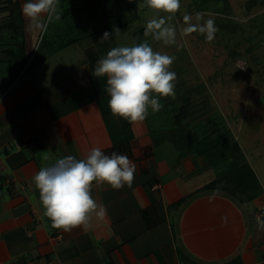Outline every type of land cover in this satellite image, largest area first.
<instances>
[{
	"label": "crops",
	"instance_id": "obj_1",
	"mask_svg": "<svg viewBox=\"0 0 264 264\" xmlns=\"http://www.w3.org/2000/svg\"><path fill=\"white\" fill-rule=\"evenodd\" d=\"M65 1L77 5L59 4L61 19L42 33L23 15L25 0H0V264H264V103L243 105L234 120L218 111L209 118L195 99L166 100V113L143 122L113 115L106 77L94 69L121 36L90 41L92 51L71 71L53 67L80 40L101 37L83 21L67 22L93 0ZM99 5L92 18L104 31L138 26L134 8ZM94 147L135 164L131 185L93 182L106 216L52 227L32 177Z\"/></svg>",
	"mask_w": 264,
	"mask_h": 264
},
{
	"label": "rangeland",
	"instance_id": "obj_2",
	"mask_svg": "<svg viewBox=\"0 0 264 264\" xmlns=\"http://www.w3.org/2000/svg\"><path fill=\"white\" fill-rule=\"evenodd\" d=\"M97 1L100 3L101 12L107 11V7L115 8L119 12L120 7L127 6L129 9L134 8V12L140 17V21L134 23V26L138 25L135 29H127L119 34L121 46H128L129 40L132 41L133 37H127L131 33L142 31L140 28L146 27L149 19L169 15L148 7L146 0H93L91 4L93 8L85 9L80 16L75 13L70 14L67 22L75 24L76 20L83 21L86 27H90L89 33L102 37L104 28L94 20L96 18H92V12L98 7ZM59 4L77 5L65 0H60ZM125 12V15L129 16V12L127 10ZM170 15L172 19L169 23L176 30L174 44L156 41L150 34L143 33L137 36L139 42L146 40L154 51L175 58L171 65V70L177 74L174 82L175 94L160 99L163 108L167 105L166 100L181 106L188 100L193 103L195 99L197 107L200 104L206 106L209 118L218 111L219 118L222 116L234 120L241 117L243 105H250L253 100L264 103V0H181L180 9ZM185 15L191 17L192 24H203L207 19H213L217 29L214 39L207 40L206 33L199 31L186 33L184 29L188 24L183 19ZM198 15L199 19H197ZM83 37L85 36L81 38ZM101 37L94 36L93 40L77 38L80 40L77 44L52 60L53 67L61 63L66 66L65 69L71 71L73 65L76 66L81 62L80 58L86 59V52L92 51V47L89 46L90 41L93 45L99 42L108 43V41H100ZM95 52L101 54V51ZM63 70L59 68L62 74L68 72ZM163 108L158 112L149 109L147 117L154 119L153 114L166 113L164 111L167 110ZM245 119L248 120L242 124L245 128L250 127L245 124L251 119L247 117ZM262 124L264 121L260 125V134L264 133ZM197 127L196 124V130Z\"/></svg>",
	"mask_w": 264,
	"mask_h": 264
},
{
	"label": "clouds",
	"instance_id": "obj_3",
	"mask_svg": "<svg viewBox=\"0 0 264 264\" xmlns=\"http://www.w3.org/2000/svg\"><path fill=\"white\" fill-rule=\"evenodd\" d=\"M59 3L60 0H25L22 13L29 18L33 29L43 33L49 23L61 19ZM146 3L157 12L169 15L149 19L145 34L164 44H174L176 30L169 23L170 14L180 9L181 0H146ZM183 19L188 24L184 29L186 33L199 31L206 33L207 40L214 39L217 29L213 19L209 18L203 24L190 23L188 15ZM120 33L118 28L115 33L105 31L100 41ZM174 59L154 51L146 40L131 46L112 47L97 61L94 69L96 77H106L108 107L112 114L135 123L143 122L149 109L158 112L163 108L160 99L175 94L177 74L171 70ZM135 171V164L127 156L116 152L108 155L100 147H94L85 158L68 155L41 167L32 180L39 191L44 215L52 227L67 231L87 223L92 214L99 218L106 216V207L99 205L91 194L93 182L119 189L125 183L131 185Z\"/></svg>",
	"mask_w": 264,
	"mask_h": 264
},
{
	"label": "built area",
	"instance_id": "obj_4",
	"mask_svg": "<svg viewBox=\"0 0 264 264\" xmlns=\"http://www.w3.org/2000/svg\"><path fill=\"white\" fill-rule=\"evenodd\" d=\"M16 1V0H13ZM259 219L264 222V208H262L258 213Z\"/></svg>",
	"mask_w": 264,
	"mask_h": 264
},
{
	"label": "trees",
	"instance_id": "obj_5",
	"mask_svg": "<svg viewBox=\"0 0 264 264\" xmlns=\"http://www.w3.org/2000/svg\"><path fill=\"white\" fill-rule=\"evenodd\" d=\"M140 33H141V35H143V33H145V29H142V31H140ZM140 33H139V35H140Z\"/></svg>",
	"mask_w": 264,
	"mask_h": 264
}]
</instances>
